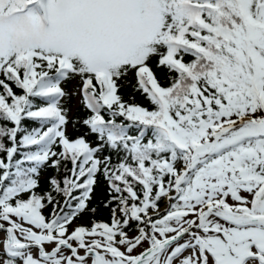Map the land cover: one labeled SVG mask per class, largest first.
<instances>
[{
  "label": "snow or ice",
  "instance_id": "6c2138e0",
  "mask_svg": "<svg viewBox=\"0 0 264 264\" xmlns=\"http://www.w3.org/2000/svg\"><path fill=\"white\" fill-rule=\"evenodd\" d=\"M0 264H264V0H0Z\"/></svg>",
  "mask_w": 264,
  "mask_h": 264
}]
</instances>
